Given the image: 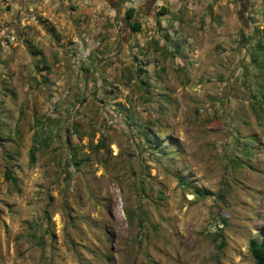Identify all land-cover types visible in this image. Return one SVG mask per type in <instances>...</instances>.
Here are the masks:
<instances>
[{
	"label": "rangeland",
	"instance_id": "374dc122",
	"mask_svg": "<svg viewBox=\"0 0 264 264\" xmlns=\"http://www.w3.org/2000/svg\"><path fill=\"white\" fill-rule=\"evenodd\" d=\"M247 3L224 0L216 26L204 14L170 77L137 62L45 93L0 42V264H255L264 28L250 24L264 8Z\"/></svg>",
	"mask_w": 264,
	"mask_h": 264
},
{
	"label": "crops",
	"instance_id": "0c3cea01",
	"mask_svg": "<svg viewBox=\"0 0 264 264\" xmlns=\"http://www.w3.org/2000/svg\"><path fill=\"white\" fill-rule=\"evenodd\" d=\"M247 1L249 14L262 12L264 0ZM223 3L224 0H0V42H10L9 37L15 36L10 43L23 48L26 72L42 77L39 89L45 93L80 86L77 78L87 80L93 73L109 80L117 68L127 64L135 68L137 62L141 75L170 77L175 64L184 67L183 55L189 54L181 38L199 28L200 18L204 20L206 13L209 19L205 26L209 22L216 26V14L223 11ZM228 6L232 10L234 3ZM129 9L133 10L130 19L126 16ZM135 23L140 24V30L133 33L130 28ZM250 25L264 28V20ZM204 34H199L198 40ZM120 71L116 73L121 76ZM111 85L109 82L106 86ZM113 85L119 90H108H123L121 83Z\"/></svg>",
	"mask_w": 264,
	"mask_h": 264
},
{
	"label": "trees",
	"instance_id": "16d2710c",
	"mask_svg": "<svg viewBox=\"0 0 264 264\" xmlns=\"http://www.w3.org/2000/svg\"><path fill=\"white\" fill-rule=\"evenodd\" d=\"M133 15V10L129 9L126 13V16L128 19H130ZM243 16V14H241ZM131 31L133 33H136L140 30V24L135 23L131 26ZM149 141H152L151 138H148ZM35 151L36 147L33 145L30 149V155H29V163L32 165L35 162ZM5 177L6 179L10 180L12 183H16V179L14 176H12V172L10 170L5 171ZM223 224H225V221H222ZM248 251L250 255L253 258V261L255 264H264V233L261 235L260 239L252 238L248 242Z\"/></svg>",
	"mask_w": 264,
	"mask_h": 264
},
{
	"label": "built area",
	"instance_id": "2783aa9c",
	"mask_svg": "<svg viewBox=\"0 0 264 264\" xmlns=\"http://www.w3.org/2000/svg\"><path fill=\"white\" fill-rule=\"evenodd\" d=\"M130 2H133L134 0H129ZM9 40H10V42H12V41H14L15 40V36L14 35H11L10 37H9Z\"/></svg>",
	"mask_w": 264,
	"mask_h": 264
}]
</instances>
